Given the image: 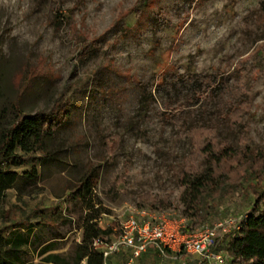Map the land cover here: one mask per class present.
<instances>
[{"label":"rangeland","instance_id":"obj_1","mask_svg":"<svg viewBox=\"0 0 264 264\" xmlns=\"http://www.w3.org/2000/svg\"><path fill=\"white\" fill-rule=\"evenodd\" d=\"M263 1L0 0V112L13 117L14 100L24 113L71 104L68 121L50 142L56 158L40 166L38 183L21 199L15 188L8 191L11 219L35 221L36 209H61L71 221L44 228L42 244L56 239L57 252L79 244L88 212L69 194L95 170L94 208L102 210L96 222L115 226L107 240H115L131 216H163L188 230L226 221L237 230L255 201L247 184L209 205L202 223L183 215L180 172L184 157L197 148L183 122L202 106L183 80H226L232 96L245 104L235 126L227 114L210 113L215 136L239 145L245 133L246 144L264 148ZM216 101L210 110L225 111L230 103L224 93ZM112 136L119 139L115 151L106 144ZM30 168L26 163L17 170ZM155 197L166 205L152 202ZM143 209L153 215L142 216ZM228 239H218L225 255ZM36 254L30 249L32 264L42 260ZM130 257L123 247L108 264H128ZM206 262L147 248L132 264H214Z\"/></svg>","mask_w":264,"mask_h":264},{"label":"trees","instance_id":"obj_2","mask_svg":"<svg viewBox=\"0 0 264 264\" xmlns=\"http://www.w3.org/2000/svg\"><path fill=\"white\" fill-rule=\"evenodd\" d=\"M150 1L146 0V5ZM93 41L83 48V55H88L90 47L98 39ZM184 77L183 82L192 89V97L199 95L198 101L202 99V106L191 119L183 122L193 143L197 145L196 150L184 157L180 172L179 182L185 189L183 215L188 221L194 222V225L202 223L211 213L209 205L247 184V189L254 194V205L241 218L239 228L223 236H229L223 249L229 256L230 264H264V148L256 149L246 144L245 133L241 134L239 145L221 140L214 134L216 124H209L207 120L210 113L217 116L227 114L230 125L235 126L240 120L239 112L245 103L232 96L226 80H219L218 83L215 77L208 81ZM222 93L227 94L230 99L226 110L223 111L218 106L210 110ZM70 108L71 104L66 101L46 112L24 113L20 109L19 100H14L13 117L0 112V264H32L28 253L30 249L38 250L42 244L41 231L46 227L56 228L60 223L71 221L61 209L53 214L36 209L32 214L36 217L35 221L30 217L25 221H16L11 219L5 206L10 189L15 188L21 199L27 194V187L38 183L40 166L56 158L50 142L56 137L59 128L68 121ZM106 144L109 151H115L119 139L112 136ZM26 163H31V168L19 172L17 169ZM96 176L95 170H92L90 174L81 177L69 194L70 200L84 202L88 212L84 218L82 244L74 246V251L69 256L62 253L45 256L44 260L48 264H82L85 258V264H105L104 253L95 250L94 240L110 236L114 233L115 226L110 224L107 228H102L96 222L102 212L101 209L94 208ZM152 202H159L163 207L166 205L165 200L157 197ZM218 242L219 240L215 250ZM56 247L58 243H49L37 252L42 255Z\"/></svg>","mask_w":264,"mask_h":264},{"label":"built area","instance_id":"obj_3","mask_svg":"<svg viewBox=\"0 0 264 264\" xmlns=\"http://www.w3.org/2000/svg\"><path fill=\"white\" fill-rule=\"evenodd\" d=\"M140 214L153 215L147 209H143ZM153 216L156 221L131 216L122 223L121 232L115 240L97 238L94 240V246L102 247L105 256L118 252L122 247H129L133 250V256L137 257L149 246L154 245L163 253L169 249L198 255L204 262L207 261L206 263L212 260L214 264H224L228 259V254L215 250L218 239L233 230L226 221L219 222L215 227L202 226L187 230L181 222L163 216Z\"/></svg>","mask_w":264,"mask_h":264},{"label":"crops","instance_id":"obj_4","mask_svg":"<svg viewBox=\"0 0 264 264\" xmlns=\"http://www.w3.org/2000/svg\"><path fill=\"white\" fill-rule=\"evenodd\" d=\"M114 235H115V234H114ZM82 241H83V240H82ZM53 242H56V239H55V240L52 239V240H49V241L44 242L43 244H41V245L38 247V250H40V248H41L42 246L47 245V244H49V243H53ZM56 243H57V242H56ZM81 244H82V242H80L79 244H76V245H81ZM76 245H74V246H76ZM74 246H71L70 248H68V249H67L66 251H64V252H57L58 247H56L55 249H51V250L47 251L46 253H44V254H42V255H39L38 252H37L36 255H38V256H40V257L42 258V260L39 262V264H48L47 262H45L44 257L47 256V255H49V254H52V253H62V254H65L66 256H67V255H68V256L71 255V253H73V251H74V250H73V249H74ZM94 248H95L96 251L103 252V248L100 247V246H95ZM122 248H123V247H122ZM126 248H127V249H126ZM148 248H152V249H154L155 251H157V252H159V253H161V254H163V255H165L166 252H173V251H171V250H169V249H166V252L163 253L159 248H157V247L154 246V245H151V246H149ZM38 250H37V251H38ZM120 250H121V249H120ZM120 250H119V251H120ZM124 250L127 251V252H129L130 255H131V257L128 258V264H132V262L134 261L135 258L141 256L142 254H144V253L147 251V249H146V250H145L144 252H142L139 256L134 257V256H133V250H132V248L124 247ZM119 251H118V252H115V253H112V254H110V255H108V256H105V255H104V258H105V264H108V261L111 262V258H112V256H114V255H116L117 253H119ZM86 261H87V258H85V259L82 261V264H85Z\"/></svg>","mask_w":264,"mask_h":264}]
</instances>
